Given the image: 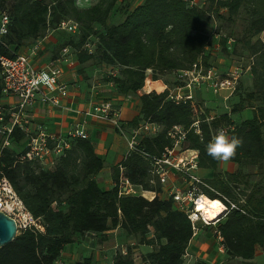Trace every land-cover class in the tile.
<instances>
[{
	"label": "trees",
	"instance_id": "obj_1",
	"mask_svg": "<svg viewBox=\"0 0 264 264\" xmlns=\"http://www.w3.org/2000/svg\"><path fill=\"white\" fill-rule=\"evenodd\" d=\"M203 1L143 0L133 8L122 0H97L88 7H80L78 0H0V18L7 14L10 19L7 34L0 37V100L5 97L1 58L22 55L20 50L29 42L37 43L50 32L62 30L65 22L77 25L66 42L77 62L110 68L105 81L112 83L119 95L129 96L143 90L149 73L153 81L175 75L177 83L167 82L172 88L179 85L181 72L191 71L200 61L205 68L215 66L214 25L224 16L235 23L246 15L242 38L224 37L221 45L222 52L235 57L241 44L244 55L239 58L248 62L244 70L250 68L252 90L232 113L217 116L203 109V120L214 119L201 123V135L191 130L186 146L199 151V169L214 171L212 180L204 179L214 191L204 189V194L212 200L226 197L237 206L216 228L224 239L227 256L251 262L259 250L264 251V185H250V176L243 168L264 170V0ZM115 15H123L122 21L112 23ZM168 94L151 92L140 97L141 113L134 126L148 120L163 131L156 137H145L138 151L126 155L113 170L114 187L109 190L102 189L96 180L105 166L88 139H74L71 148L49 168L37 161L21 160L26 150L17 153L12 146L0 148V172L42 227L21 231L12 243L0 248V264H55L64 248L79 237L118 228L153 251L134 257L128 248L127 255H116L114 264L185 263L194 239L193 224L173 199L159 197L162 185L153 174V163L172 145L168 131L175 126L190 129L196 115L191 105L176 104ZM248 109L253 117L236 124L233 114ZM1 112L4 122L0 125L8 124L9 110L2 108ZM230 125H234L230 137L242 138L243 146L231 159L237 171L223 175L219 162L208 155L207 145L220 127ZM26 138L16 128L10 141L19 145ZM121 168L138 190L154 192L157 197L120 196ZM75 264H91V259Z\"/></svg>",
	"mask_w": 264,
	"mask_h": 264
},
{
	"label": "built area",
	"instance_id": "obj_2",
	"mask_svg": "<svg viewBox=\"0 0 264 264\" xmlns=\"http://www.w3.org/2000/svg\"><path fill=\"white\" fill-rule=\"evenodd\" d=\"M10 19L7 14L0 18V29L6 31L0 34V37L6 35ZM62 30L71 33L77 31V25L71 22H65L61 25ZM264 42V34L262 35ZM41 42L35 43L28 53L22 54L16 58H1L3 93L5 97H14L17 99V105L9 109L11 121L8 124H2L3 134L6 136L2 148L10 147V136L16 128L20 129L29 137L26 144V154L21 157L23 161H37L40 164L46 165L51 159L63 155L71 148L74 139H88L83 127L72 131L67 138L40 133L36 136H30V121L29 112L36 104L41 101L44 104L60 106L61 101L69 97L70 92L68 86L64 84L62 76L63 69L55 63H50L43 69L39 70L32 64V58L40 48ZM67 52V50H65ZM250 68L243 70V67L234 66L230 71L223 72L216 66L204 67L202 61L197 63L191 71L181 72L178 76L179 85L172 88L166 86L164 92H168V99L176 104H189L194 110L196 120L190 129L182 126H175L168 131V138L171 139L172 145L166 148L162 157L154 159L153 174L159 179L162 186L167 185L173 178L180 180V185L172 184L169 190V199H173L178 209L184 211L194 228V237L199 230V224L205 227H215L237 206L228 198L222 197L219 201L224 207V211L220 217L214 221H208L200 206L204 201H210L204 189L213 190L209 184L198 175L199 171V151L190 150L187 148L188 134L194 130L197 135H201V123H209L214 118L202 119L201 115L204 110L198 102V91L203 87L211 90L218 95L220 92L227 91L232 97L240 84L243 75L249 72ZM42 73L47 74L54 80V86L49 88L43 84L38 87H33L31 84L34 76H40ZM155 92V91H154ZM161 94V93H159ZM229 97H227L228 100ZM92 115L98 119L106 120L112 123L117 130L127 139L128 153L138 151L139 142L145 137H156L162 133L163 128L157 123L148 120H143L138 126L131 128L127 132L120 121V109L114 108L113 104L105 103L100 107L95 108ZM0 122H4V118L0 117ZM219 129H224L230 137L234 131V125L222 126ZM217 134V132L214 134ZM214 139V138H213ZM214 191V190H213ZM144 191L138 190L124 175V169L121 168V177L119 183L120 196H143ZM0 212L12 218L18 228V233L21 231L41 229L37 219L28 211L23 201L16 192L10 180L0 172ZM17 233V234H18ZM220 249L223 252V237L216 230ZM194 259L189 254L188 250L184 256V264H192L190 261Z\"/></svg>",
	"mask_w": 264,
	"mask_h": 264
},
{
	"label": "crops",
	"instance_id": "obj_3",
	"mask_svg": "<svg viewBox=\"0 0 264 264\" xmlns=\"http://www.w3.org/2000/svg\"><path fill=\"white\" fill-rule=\"evenodd\" d=\"M88 1L85 0L84 2ZM122 1L131 4L134 8L143 0ZM78 5L82 7V1L79 3L78 0ZM70 37V33L62 30L50 32L39 41L41 42L39 51L32 58L33 66L39 70L50 63L60 66L64 72L61 81L68 86L70 95L61 101L60 106L44 104L39 101L31 109L29 112L30 136L45 133L67 138L72 131L83 127L88 135V140L95 147L96 154L104 161L105 167L96 177V180L101 188L109 190L114 187L113 170L122 164L128 154L127 139L112 123L98 119L92 113L95 112V108L100 107L102 104H113L114 108L120 109V121L126 128L125 130L129 132L132 130L131 128L135 127L134 122L140 117L142 107L140 97L154 91L162 93L166 86L169 87L168 81L166 82L164 79L153 81L151 73H149L143 90L134 95H119L114 85L105 81V77L111 72L110 68L97 67L91 62L85 64L77 62L71 47L66 46V42ZM34 44L29 42L20 50V54L28 53ZM221 70L223 71L222 68ZM148 83L152 84L151 89H148ZM17 102L14 97H4L0 100V109L4 108L8 111L16 106ZM28 139L29 137L24 142L19 143V145L26 147ZM231 164L234 163L228 165L230 170L233 169ZM53 165L54 160L51 161L50 159L44 166L49 168ZM234 168L233 172H236L238 167ZM207 171L212 170L199 169L198 174L206 173ZM172 184L180 185L181 183L180 180L173 178L167 185L162 186V193L159 194L161 199H169V190ZM145 193L150 194L152 197H146ZM143 195L148 200H153L157 197L154 192H144ZM198 227L199 230L190 243L188 252L196 260L208 261L209 253L215 242L213 239H206L205 234L207 235V232H203L210 229H215L216 231V228L205 227L202 224H199ZM125 238H128V235L120 228L110 230L104 234H88L86 237H79L75 243L64 248L60 259L55 264H75L86 259H91V264H114L115 257L119 251L123 255H127L128 247L137 244L135 243V238V242L130 241L129 243L125 242ZM261 253L262 250H259L257 255ZM212 264H218V261L213 260Z\"/></svg>",
	"mask_w": 264,
	"mask_h": 264
},
{
	"label": "rangeland",
	"instance_id": "obj_4",
	"mask_svg": "<svg viewBox=\"0 0 264 264\" xmlns=\"http://www.w3.org/2000/svg\"><path fill=\"white\" fill-rule=\"evenodd\" d=\"M81 1H82V7L92 6L96 4L97 2V0H89L88 2H84L85 0H79V3ZM201 2L203 4L204 1L201 0ZM246 17H247L246 15H242L234 23V22H230V20L228 21L227 17L224 16V18L222 17L220 18V21L217 22L218 24H216V26L214 25V29L212 32L214 35V39H215L214 40V51L216 52L214 54L218 56L217 60L214 62V65L220 68V70L222 68L223 72L230 71L232 68H234V66L243 67V70H244L248 65L247 60L243 61L239 58L241 57V54L244 55L241 44H238L237 46L235 57L234 55H230V54H227L226 52H222V45H221V39L224 37H231L232 39L235 38L237 40L242 38L244 31L246 29V26H247ZM122 19H123V15H115L112 18L111 22L112 23L120 22L122 21ZM164 80L172 84H174L175 82L177 83L175 75H169L165 77ZM252 87H253V78L248 72H246L242 77V82H241L239 91L237 94H235L234 97H230L229 92L227 91L220 92L218 95H216L214 94L213 91L211 90L207 91L205 87H203L201 91H198V102L200 106L202 107V109H204L205 111L209 109L210 113L213 115L221 116L226 113H232V110L239 103L240 99H245L248 92L252 90ZM227 97H229L228 100H227ZM253 115L254 114L252 110L248 109L242 112L241 114H235V115L233 114V120H235L236 124H240L243 120L251 119ZM0 117L4 118V114L1 112V109H0ZM2 126L0 125V148L4 145V142L6 139V136L3 134ZM11 146L12 147L10 149L12 151H16L17 153L23 152L25 150V147H21L20 145L12 144ZM230 163H232L231 160L228 162H219L220 164L219 169H218L219 172L222 173L223 175L227 173H232L235 169L234 167L237 168V166L236 165L234 166V164H231L233 169L230 170L228 168V165H230ZM243 173L250 176L249 178L250 185L253 186L258 183L264 185V170H259V168L257 167H245L243 168ZM198 175L203 179L205 178L208 180H212L214 178V171H207L206 173H200ZM240 188H243V186L240 185ZM205 232H207V235L205 234L206 239H213V241L215 242L212 247V250L209 253L208 261L201 260V259L196 260L194 257L192 261H190V258H188L187 262L190 261L192 264H212L213 260H217L218 264H264V251H262L261 254H258L255 257V259L251 262H243L237 259L236 260L230 259L227 256L225 250L224 252L221 251L220 243L218 242L217 236L215 234V229L204 230L203 233ZM125 239H126L125 242L127 243H129L130 241H133V242L136 241L135 243L137 244L135 246L128 247L129 249H131L134 257L145 256L151 251H153L152 247L150 246L140 245L138 238L137 239L135 238L136 239L135 241H134V237H130V236H128V238H125ZM119 253L123 254L121 251H119ZM189 254L191 255L190 252ZM143 264H149V263H143Z\"/></svg>",
	"mask_w": 264,
	"mask_h": 264
},
{
	"label": "clouds",
	"instance_id": "obj_5",
	"mask_svg": "<svg viewBox=\"0 0 264 264\" xmlns=\"http://www.w3.org/2000/svg\"><path fill=\"white\" fill-rule=\"evenodd\" d=\"M5 29H0V34ZM33 87L43 84L49 88L54 86V80L47 74L42 73L40 76H34L31 81ZM243 146L242 138L236 136L229 137L224 129H218L212 142L207 145V153L218 162H228L237 155V150Z\"/></svg>",
	"mask_w": 264,
	"mask_h": 264
},
{
	"label": "water",
	"instance_id": "obj_6",
	"mask_svg": "<svg viewBox=\"0 0 264 264\" xmlns=\"http://www.w3.org/2000/svg\"><path fill=\"white\" fill-rule=\"evenodd\" d=\"M18 233L16 222L0 212V248L12 243Z\"/></svg>",
	"mask_w": 264,
	"mask_h": 264
},
{
	"label": "bare ground",
	"instance_id": "obj_7",
	"mask_svg": "<svg viewBox=\"0 0 264 264\" xmlns=\"http://www.w3.org/2000/svg\"><path fill=\"white\" fill-rule=\"evenodd\" d=\"M148 84V89H151L152 84ZM145 196L150 198L152 197L148 193H145ZM200 209L204 212V216L208 221L216 220L218 217H220V215H222L224 211V207L219 200L204 201V203L201 204Z\"/></svg>",
	"mask_w": 264,
	"mask_h": 264
}]
</instances>
